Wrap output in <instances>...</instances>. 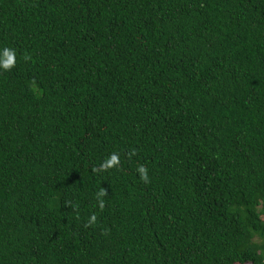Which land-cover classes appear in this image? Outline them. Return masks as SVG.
Wrapping results in <instances>:
<instances>
[{
  "label": "trees",
  "instance_id": "obj_1",
  "mask_svg": "<svg viewBox=\"0 0 264 264\" xmlns=\"http://www.w3.org/2000/svg\"><path fill=\"white\" fill-rule=\"evenodd\" d=\"M5 50L0 264H264V0H0Z\"/></svg>",
  "mask_w": 264,
  "mask_h": 264
},
{
  "label": "clouds",
  "instance_id": "obj_2",
  "mask_svg": "<svg viewBox=\"0 0 264 264\" xmlns=\"http://www.w3.org/2000/svg\"><path fill=\"white\" fill-rule=\"evenodd\" d=\"M4 56L6 58L0 61V66L4 67L5 69L10 68L14 64L13 55L5 50ZM141 172H144V169H141Z\"/></svg>",
  "mask_w": 264,
  "mask_h": 264
}]
</instances>
